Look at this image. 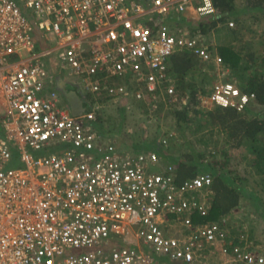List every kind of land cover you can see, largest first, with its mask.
I'll use <instances>...</instances> for the list:
<instances>
[{
	"label": "built area",
	"instance_id": "obj_1",
	"mask_svg": "<svg viewBox=\"0 0 264 264\" xmlns=\"http://www.w3.org/2000/svg\"><path fill=\"white\" fill-rule=\"evenodd\" d=\"M218 12L213 0H0V264H264L262 246L236 234L230 214L195 218L208 214L215 175L178 183L175 163L124 150L95 128L103 99L143 100L150 115L164 101L188 105L169 73L184 50L211 78L200 97L208 109L249 106L255 94L206 35L167 23ZM36 29L56 41L66 80L91 96L84 113L48 79L51 51H35ZM13 146L22 166H10Z\"/></svg>",
	"mask_w": 264,
	"mask_h": 264
},
{
	"label": "trees",
	"instance_id": "obj_2",
	"mask_svg": "<svg viewBox=\"0 0 264 264\" xmlns=\"http://www.w3.org/2000/svg\"><path fill=\"white\" fill-rule=\"evenodd\" d=\"M213 2L219 11L218 16H207L200 20H193L186 16L177 15L176 22H186L194 34L201 33L207 36L214 34L220 40L224 33L232 37L231 39L233 40L228 39L224 41L226 43L219 45V54L231 68L240 88L244 92L254 93L255 98L243 111H237L234 108L216 107L207 114V118H204V121L203 119L196 121L190 112L193 110L195 115H202L197 105L201 100L202 94L209 95L210 89L200 88L204 87L203 82H206V80L211 81V78L201 69L200 63L194 59L191 51L184 50L176 53L172 56V67L169 73L176 78V87L181 94L189 95L188 105L183 108L170 104L171 112L174 114L178 128L183 130L185 127H190L191 122H197L195 132H200L207 128V132L200 136L199 140L201 142L208 143V140L204 139L207 134L223 132L226 136L225 143L229 146H222L220 150L212 151L210 154L211 159L207 158L206 150L199 151L193 148V145H190L189 152L178 158L168 151L169 145H163L157 138L153 139V149L144 147L141 150L154 151L163 159L165 158L175 163L177 165L178 183L193 178L202 171H209L215 175V180L210 186V209L208 214L195 216L200 221L222 220L234 208H237L240 205V201L244 198L251 199L253 202L252 192L246 186L244 176L239 171L230 168L233 155L228 147L244 148L252 153L250 160L252 170L262 176L261 184L264 185V110H255L256 106L264 107V54L258 57L252 44L248 42H244L239 46L233 42L234 40H243L242 36L244 34L241 29L247 24L248 18H252L253 22H259L264 19V0H243V2L238 0H213ZM245 16L248 17L245 18ZM231 17L240 24L239 30L228 25ZM198 69L200 70L199 75L202 76L201 87L198 82L193 80L194 73ZM64 84L61 90L70 106H72L70 102L72 98L80 100L81 104L88 102L87 95L82 94L75 86ZM161 110L162 105L160 104L159 111ZM106 120L107 118L101 112H98L95 128L103 136L109 137L108 135L112 129H108ZM219 152L221 154L220 159L217 158V153ZM253 203L256 207L259 206V208L264 209L262 201L258 202L256 200ZM261 204L263 205L261 206ZM259 213L264 216L262 211ZM234 232L238 235L240 233L238 229H235Z\"/></svg>",
	"mask_w": 264,
	"mask_h": 264
},
{
	"label": "rangeland",
	"instance_id": "obj_3",
	"mask_svg": "<svg viewBox=\"0 0 264 264\" xmlns=\"http://www.w3.org/2000/svg\"><path fill=\"white\" fill-rule=\"evenodd\" d=\"M238 1L243 2V0ZM173 16L174 17L168 19L167 21L172 28L174 27L175 29H177L178 26L175 25L176 23L174 22L177 15L174 14ZM247 17L248 16H245V18ZM141 20L145 21V18H142ZM229 20H234L237 27L233 28L239 30L240 24L235 19H233V17H231ZM241 32H243L244 34L242 36L243 40H234L233 42L237 46L242 45L244 42L252 44L253 49L256 51V55L258 57H261L264 54V19L259 22H253L252 18H248L247 24L242 27ZM223 35L224 36L221 37V40L219 39V37H217V35L215 36L214 34L210 36L206 35L205 39L207 42H212L214 47L218 50L221 43H226L224 41L232 38L229 37V35L226 33H224ZM33 40L38 52L47 47L49 48L56 45V41H48L47 43H45V41L40 38V35L37 33L33 34ZM214 47H211L212 51H215ZM42 60L46 61L49 65L51 63V57L47 55L42 56ZM52 72L53 69L51 71L52 77H49L48 79L53 80L56 89L58 90L59 96L62 98V101L67 104V98L61 90L67 72L65 69H63L61 73ZM199 73L200 70H196L193 80L198 82L201 87L202 76L199 75ZM59 79H62V82L59 83ZM174 80L176 82V78H174ZM203 85L204 87L200 89L206 90L210 87L211 81L206 80V82H203ZM202 97L206 99L207 95L202 94ZM87 99L90 104L91 96H88ZM104 100L105 99L102 100V109H99L98 112H101L104 117L107 118L106 125L108 129H112L108 136L111 137L112 140L124 150L138 152L141 151L144 147L147 149H153V139L157 138V140L163 145H169L168 151H170L174 156H177L178 158L182 157L186 152H189L190 145H193V148H196L199 151L206 150L207 158L211 159L210 154L212 151L220 150L222 146H229L225 143L226 136L223 132H213V134H207L204 139L208 140V143L205 144L204 142H201L199 140L200 136L207 132V128H205L203 131L195 132L194 130L197 126V122H191L190 127H185V129L183 130L178 128L174 114L171 112L172 110L170 108V103H165V101L161 102V111H159L158 109L156 113L150 115L149 110L147 109V105L143 100L128 99L117 103L114 101ZM206 106L207 104L205 105V103H202V101L200 100L197 108L201 111L202 115H195L194 111L191 110V116H193L196 121L201 119H203L204 121V118H207V114L215 109H208V107ZM255 110H264V107L256 106ZM215 131H217V129H215ZM0 135H3L1 122ZM163 139H166L167 143H163ZM65 147L67 146L61 145L57 148H55V146H49L40 150H32V153L35 156H38L47 152H61ZM12 148L13 160L10 166H22V163L19 159V150L16 146H13ZM228 149L233 155L230 168L239 171V173L244 176V182L249 191L252 192L251 196L253 197V202L257 200L258 202L262 201V203L264 204V185L261 184L262 176L252 170V165L250 163L252 153L244 148L240 149L228 147ZM217 154V158L220 159V152ZM163 162L167 163L169 162V160L164 158ZM153 170H157V168H153ZM253 202L251 199H242L240 201V205L237 208H234L231 213H229L230 218L228 219V222L230 225H233L236 229H238V232H240L241 235L243 234V236L247 240H249L251 244H253L254 246L260 245L264 249V216H261L259 213L260 211L264 213V209L259 208V206L256 207ZM263 204H261V206Z\"/></svg>",
	"mask_w": 264,
	"mask_h": 264
},
{
	"label": "crops",
	"instance_id": "obj_4",
	"mask_svg": "<svg viewBox=\"0 0 264 264\" xmlns=\"http://www.w3.org/2000/svg\"><path fill=\"white\" fill-rule=\"evenodd\" d=\"M179 15H182V14H179ZM182 16H186L187 18H190V19H193V20H200V19H202V18H198V17H192L190 14H183ZM176 24L175 25H177L178 26V28L177 29H184V30H189V31H191L192 32V29L189 27V25L186 23V22H181V23H177L176 22V20L174 21ZM167 23H168V21H167ZM169 24V23H168ZM174 28V27H173ZM37 31H35V32H33V34H39L40 35V38H42L44 41H45V43H47L48 41H52V40H47L46 38H45V36L38 30V29H36ZM201 34V33H200ZM34 47H35V51L38 53V55H41V54H43V52H45V51H51L50 52V54H48L47 56H49V57H51V63H50V65L46 62V61H44L46 64H47V66H48V68H50V70L52 71V69H53V72L52 73H54V72H58V73H61V71H60V69L58 68V60L56 59V52H55V50H52L53 48H54V46H51V47H47V48H45V49H43L42 51H40V52H38L37 50H36V46H35V43H34ZM26 54H23V56H25ZM43 56H45V55H43ZM14 59L16 58V60H17V57H13ZM58 82L60 83V82H62V79H59L58 80ZM64 83H67V84H70V86H75L77 89H78V86L77 85H75V84H73V83H71V82H69V81H67L66 80V78L64 79V81H63V86L65 85ZM62 86V87H63ZM60 87V86H59ZM87 96H90V95H87ZM2 125V124H1ZM2 130H3V128H2ZM3 134H4V132H3Z\"/></svg>",
	"mask_w": 264,
	"mask_h": 264
},
{
	"label": "water",
	"instance_id": "obj_5",
	"mask_svg": "<svg viewBox=\"0 0 264 264\" xmlns=\"http://www.w3.org/2000/svg\"><path fill=\"white\" fill-rule=\"evenodd\" d=\"M70 102L74 114H82L87 109V105L81 104L80 100H76L75 98L74 99L72 98Z\"/></svg>",
	"mask_w": 264,
	"mask_h": 264
}]
</instances>
